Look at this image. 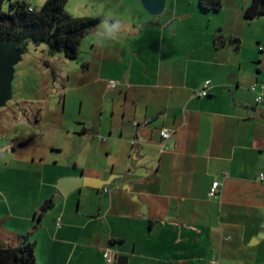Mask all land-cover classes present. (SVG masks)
Returning <instances> with one entry per match:
<instances>
[{"label": "crops", "instance_id": "1", "mask_svg": "<svg viewBox=\"0 0 264 264\" xmlns=\"http://www.w3.org/2000/svg\"><path fill=\"white\" fill-rule=\"evenodd\" d=\"M20 1L40 8L47 0ZM114 2L107 6L135 9V2ZM225 2L226 14L203 11L197 0L194 8L173 12L165 22L140 13L142 22H157L159 28L158 37L153 32L143 38L137 56L143 63L124 53L117 40L104 38L113 50L100 49L95 77L112 67L109 82L118 83L113 89L102 77L90 83L103 86L98 95L81 99L77 125L84 147L76 156L68 154L69 166L86 177L121 179L101 191L82 189L64 197L56 188L63 175L54 179L56 171L47 178L43 170L36 172L40 194L13 217L19 220L16 229L0 225L2 244L17 247L28 235L36 264H104L107 249L113 264H264V238L249 244L264 229L259 177L264 175V101L256 104L250 91L263 86L264 94V30L245 18L250 0ZM185 15L208 23L199 45L177 46L182 37L171 24ZM95 16L118 33H135L128 29L133 19ZM219 33L240 38V49L214 47ZM150 36L159 46L148 48ZM83 64L91 69V61ZM140 64L143 69L134 74ZM206 80L208 97L200 98ZM163 129L172 132L166 141ZM214 181L218 193L208 198ZM49 199L54 201L50 220L45 212L37 219ZM142 206L146 216L139 212Z\"/></svg>", "mask_w": 264, "mask_h": 264}, {"label": "rangeland", "instance_id": "2", "mask_svg": "<svg viewBox=\"0 0 264 264\" xmlns=\"http://www.w3.org/2000/svg\"><path fill=\"white\" fill-rule=\"evenodd\" d=\"M114 1L68 0L64 9L75 18L97 17L95 15L111 13L119 14L125 19H133L128 29L129 33L131 31L135 33H124L128 35L126 41H119L113 36L109 40H117L115 42L124 47V53L128 52L143 63L137 57L142 50L143 38L153 32H157L155 34L157 36L159 28L150 27L141 31L143 24L157 22H142V17L139 18L140 13L143 19L151 16L152 19H161L165 22L173 12L180 14L189 11L190 7L194 8L197 0H165L163 12L153 17L143 8L140 0H127L129 4L135 2L134 11L127 10V5L117 9L115 6L109 8L107 4L115 3ZM175 1H177L176 9ZM220 1L221 11L226 14V2ZM3 10H7L6 4ZM118 23L117 21L116 24ZM256 24L264 30L263 17L257 19ZM171 26L177 30L178 36L182 37L177 41V46L193 47L201 42V34L207 29L208 23L198 16L190 20L189 16L185 15L172 22ZM99 29L100 27L93 30L81 41L76 60H67L62 54L53 53L46 46L36 47L29 43L26 51L13 67L12 98L7 102L6 108L0 109V225L4 227L16 229L19 220L14 219L19 217L21 209L29 207V198H35L40 194V186L34 179L36 172L43 170L47 178L52 171H56L58 175L54 179L60 175L64 178L82 173L78 168L69 166L68 155L76 156L84 147L83 137L78 135L80 126L77 125L78 119L81 118V99L85 95H90L92 98L93 93L99 94L103 85L90 84L96 78L102 77V81L106 84L109 78L114 77L112 67L104 68L102 76L95 77V73H99L100 49L104 48L106 53L113 50L105 43V33H101ZM188 36H193V39L187 40ZM150 37L148 48L159 46L155 37ZM94 54H96L95 58ZM83 61H91V69L85 70ZM130 63L131 61L128 60V64ZM142 65L132 68L134 74L143 69ZM114 82L118 83V81ZM24 141L27 145L20 147L19 143ZM14 146L13 155L11 149ZM20 157L25 158L22 159L23 163L17 159ZM33 157H36V161ZM44 192L47 194L46 190ZM53 212V210L45 212L47 213L45 221L50 220Z\"/></svg>", "mask_w": 264, "mask_h": 264}, {"label": "trees", "instance_id": "3", "mask_svg": "<svg viewBox=\"0 0 264 264\" xmlns=\"http://www.w3.org/2000/svg\"><path fill=\"white\" fill-rule=\"evenodd\" d=\"M68 0H47L40 8L20 0H0V41L29 40L34 46H46L53 53H60L67 60H76L81 41L101 25L98 17L75 18L65 12ZM7 5V10L3 6ZM203 11L218 12L219 0H198ZM31 8V10H30ZM264 18V0H250L245 11L248 21ZM214 47L231 46L239 50L242 40L238 37L214 36ZM54 206L53 199L46 200L40 209V216ZM35 244L29 236H22L17 247L0 242V264H36Z\"/></svg>", "mask_w": 264, "mask_h": 264}, {"label": "water", "instance_id": "4", "mask_svg": "<svg viewBox=\"0 0 264 264\" xmlns=\"http://www.w3.org/2000/svg\"><path fill=\"white\" fill-rule=\"evenodd\" d=\"M143 8L148 14L152 16L160 15L165 6V0H140ZM255 21V20H253ZM157 23H146L140 28L144 31L150 27H157ZM101 33H112V36L119 41H126L127 35L124 33H118L112 30L111 25L108 22H104L100 26ZM29 40L16 41V40H1L0 41V109L4 108L12 98V79H13V67L19 61L21 55L26 51ZM133 147V146H132ZM121 179V176L111 175L107 180H101L99 178H91L83 176H68L60 179L56 183V188L62 194V196L67 197L70 193L75 191H81L82 189H92L101 191L105 187L110 186L116 180ZM125 189L128 190L127 187ZM147 208L142 206L139 212L146 216ZM37 219H40V214L38 213ZM264 238V229L262 233L258 234L255 238L251 239L250 245H255L260 239ZM115 261V258H114ZM115 264H121L116 261ZM126 264V263H123Z\"/></svg>", "mask_w": 264, "mask_h": 264}, {"label": "built area", "instance_id": "5", "mask_svg": "<svg viewBox=\"0 0 264 264\" xmlns=\"http://www.w3.org/2000/svg\"><path fill=\"white\" fill-rule=\"evenodd\" d=\"M31 10V8H30ZM117 86V83L114 82V81H110L108 82V87L109 88H115ZM211 86V82L209 80H206L203 84H202V89L199 93V97L200 98H206L208 97V89L210 88ZM263 86L260 88V91H257L256 90V87L253 85L251 86L250 88V91L251 92H254L256 93V99H255V102L256 104H261L263 101H264V94H263ZM172 135V132H170L169 130L167 129H163L161 131V138L163 139V141H166L168 140ZM135 143V141H132L131 144L133 145ZM160 149L161 151H166L167 148L166 146L164 145V143L162 142L160 144ZM260 180L264 181V175L263 174H260ZM219 182L217 181H214L212 182L211 184V187H210V190H209V193H208V198H213L214 196L217 195L218 193V189H219ZM114 254L110 251V250H105V252L103 253V260H104V264H113L114 263ZM212 264H216L215 262H213Z\"/></svg>", "mask_w": 264, "mask_h": 264}, {"label": "clouds", "instance_id": "6", "mask_svg": "<svg viewBox=\"0 0 264 264\" xmlns=\"http://www.w3.org/2000/svg\"><path fill=\"white\" fill-rule=\"evenodd\" d=\"M105 36H106L107 39H111L112 38V33H106Z\"/></svg>", "mask_w": 264, "mask_h": 264}, {"label": "flooded vegetation", "instance_id": "7", "mask_svg": "<svg viewBox=\"0 0 264 264\" xmlns=\"http://www.w3.org/2000/svg\"><path fill=\"white\" fill-rule=\"evenodd\" d=\"M4 108H6V106Z\"/></svg>", "mask_w": 264, "mask_h": 264}]
</instances>
